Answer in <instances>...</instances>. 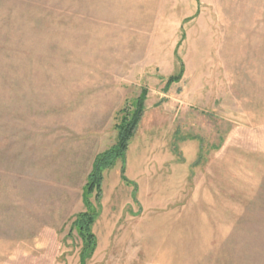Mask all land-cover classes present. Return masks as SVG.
<instances>
[{
  "label": "rangeland",
  "instance_id": "374dc122",
  "mask_svg": "<svg viewBox=\"0 0 264 264\" xmlns=\"http://www.w3.org/2000/svg\"><path fill=\"white\" fill-rule=\"evenodd\" d=\"M143 90L86 264H264V0H0V264H81Z\"/></svg>",
  "mask_w": 264,
  "mask_h": 264
},
{
  "label": "trees",
  "instance_id": "16d2710c",
  "mask_svg": "<svg viewBox=\"0 0 264 264\" xmlns=\"http://www.w3.org/2000/svg\"><path fill=\"white\" fill-rule=\"evenodd\" d=\"M182 75V69L180 74L171 76L167 80L166 86H170L173 83L179 82ZM147 100V92L142 91L141 95L133 101L130 106L125 105L119 112L120 120L116 125L117 130V142L109 150L100 153L96 156L92 171L87 178V184L84 187L83 198L87 211L76 216L75 221L72 224V230H75L83 242L82 251L80 254L81 264H86L88 257L97 248V238L92 231V226L99 216V212L93 208L90 202V197L93 193L96 195V199L99 201L102 197V182L104 172L115 166L118 160H124L130 141L139 124L142 120L145 111V102ZM124 173V172H123ZM123 180L128 182L125 177Z\"/></svg>",
  "mask_w": 264,
  "mask_h": 264
}]
</instances>
